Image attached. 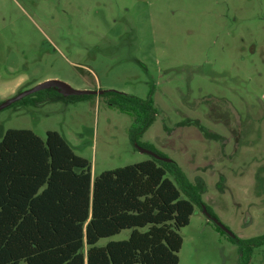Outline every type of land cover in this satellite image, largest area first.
I'll use <instances>...</instances> for the list:
<instances>
[{"label":"rangeland","instance_id":"1","mask_svg":"<svg viewBox=\"0 0 264 264\" xmlns=\"http://www.w3.org/2000/svg\"><path fill=\"white\" fill-rule=\"evenodd\" d=\"M47 79L150 98L155 119L138 142L175 161L235 236L264 233V0H0V102ZM132 123L92 94L11 104L0 137L56 131L93 178L151 159ZM179 233L178 264L242 263L198 204ZM248 264H264V247Z\"/></svg>","mask_w":264,"mask_h":264},{"label":"trees","instance_id":"2","mask_svg":"<svg viewBox=\"0 0 264 264\" xmlns=\"http://www.w3.org/2000/svg\"><path fill=\"white\" fill-rule=\"evenodd\" d=\"M103 94L109 105L132 115L131 141L156 152L138 142L155 119L151 99ZM86 97L44 89L13 104ZM201 192L173 160L151 157L92 178L89 161L58 132L42 138L29 129H7L0 137V264H178L179 230L189 223L194 204L216 217ZM124 229L130 230L126 239L97 245ZM229 238L239 247L241 264L264 247V233Z\"/></svg>","mask_w":264,"mask_h":264},{"label":"water","instance_id":"3","mask_svg":"<svg viewBox=\"0 0 264 264\" xmlns=\"http://www.w3.org/2000/svg\"><path fill=\"white\" fill-rule=\"evenodd\" d=\"M44 89H55L63 97L103 94L105 92L104 90H101V89H99V90L75 89L64 81L57 80V79H47V80H44L42 82L37 83L36 85H34L30 88H27V89H24V90L17 92L14 96L10 97L9 99L1 101L0 102V110L11 105V104H13L16 101L21 100L22 98H24L27 95H30L32 93H35L37 91L44 90ZM135 145L141 152L146 153L155 159L162 160L165 162H171L172 161L171 159H169L165 156H161L151 149L142 147V146L138 145L137 143H135ZM203 211L206 214V216L211 221H213V223H215L218 227H220L228 235H230V236L234 235L224 224H222L219 221V219L217 217L212 216L209 212H207V210L204 207H203Z\"/></svg>","mask_w":264,"mask_h":264}]
</instances>
